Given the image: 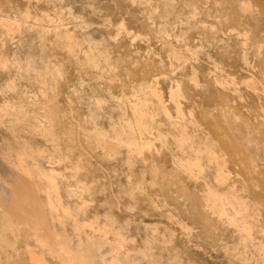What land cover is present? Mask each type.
Segmentation results:
<instances>
[{
  "label": "rangeland",
  "instance_id": "rangeland-1",
  "mask_svg": "<svg viewBox=\"0 0 264 264\" xmlns=\"http://www.w3.org/2000/svg\"><path fill=\"white\" fill-rule=\"evenodd\" d=\"M0 264H264V0H0Z\"/></svg>",
  "mask_w": 264,
  "mask_h": 264
},
{
  "label": "bare ground",
  "instance_id": "bare-ground-1",
  "mask_svg": "<svg viewBox=\"0 0 264 264\" xmlns=\"http://www.w3.org/2000/svg\"><path fill=\"white\" fill-rule=\"evenodd\" d=\"M6 27V26H5Z\"/></svg>",
  "mask_w": 264,
  "mask_h": 264
}]
</instances>
